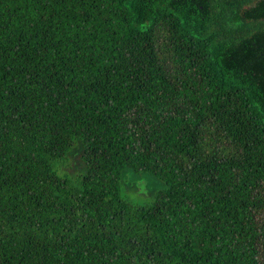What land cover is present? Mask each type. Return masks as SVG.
<instances>
[{
	"label": "trees",
	"instance_id": "obj_1",
	"mask_svg": "<svg viewBox=\"0 0 264 264\" xmlns=\"http://www.w3.org/2000/svg\"><path fill=\"white\" fill-rule=\"evenodd\" d=\"M0 264H264V0H0Z\"/></svg>",
	"mask_w": 264,
	"mask_h": 264
},
{
	"label": "rangeland",
	"instance_id": "obj_2",
	"mask_svg": "<svg viewBox=\"0 0 264 264\" xmlns=\"http://www.w3.org/2000/svg\"><path fill=\"white\" fill-rule=\"evenodd\" d=\"M161 187L159 181L150 176H132L125 182L122 195L139 204H150L154 199V194Z\"/></svg>",
	"mask_w": 264,
	"mask_h": 264
}]
</instances>
